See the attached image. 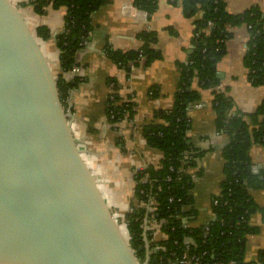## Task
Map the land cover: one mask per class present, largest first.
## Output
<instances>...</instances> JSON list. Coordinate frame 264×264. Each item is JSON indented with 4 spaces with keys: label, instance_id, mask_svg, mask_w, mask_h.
Returning a JSON list of instances; mask_svg holds the SVG:
<instances>
[{
    "label": "crops",
    "instance_id": "0c3cea01",
    "mask_svg": "<svg viewBox=\"0 0 264 264\" xmlns=\"http://www.w3.org/2000/svg\"><path fill=\"white\" fill-rule=\"evenodd\" d=\"M155 1L156 8L148 16L144 10L136 8L132 0H106L91 13L92 31L75 53L74 67L78 71L62 73L66 81L82 80L68 98L71 134L102 198L118 217L124 216L136 203L134 191L138 168L156 167L162 159V152L146 143L143 130L152 124H163L156 113L171 110L180 78L178 64L187 60L188 50L192 48L194 23L200 17V13L185 16L179 4L169 0ZM5 2L19 16L36 55L55 79L61 74L55 38L63 30L65 8H48L45 14L39 15L29 5V0ZM224 3L231 15L241 14L251 7H258L264 13V0H224ZM39 27L48 30V37L38 35ZM148 31L155 33L151 47L159 51V59L149 65H143L142 60L125 70L106 57L105 45L118 51L137 50L141 45L139 34ZM247 41L245 26L232 28L231 36L224 42L225 51L215 64L217 85L200 89L196 80L191 84L199 91L200 107L193 106L188 111L190 128L187 135L196 148L206 150L190 168L193 204L183 209L194 211L186 222L191 227L202 226L213 219L212 199L220 193L224 179L222 149L228 137L215 129L214 90L231 99L232 113H253L264 100V84L255 86L247 79L243 65ZM110 79L118 85V96L134 103L133 116L116 123H110L106 111L108 96L113 91L108 84ZM153 90L155 95L151 93ZM247 154L252 165L258 166L257 170L264 169V146L254 143ZM249 196L257 206L264 207V189L249 190ZM115 202L125 208L124 212ZM249 225L256 227L258 232L245 237L242 256L245 263L255 262L258 252L264 249V223L259 212L250 215Z\"/></svg>",
    "mask_w": 264,
    "mask_h": 264
},
{
    "label": "trees",
    "instance_id": "16d2710c",
    "mask_svg": "<svg viewBox=\"0 0 264 264\" xmlns=\"http://www.w3.org/2000/svg\"><path fill=\"white\" fill-rule=\"evenodd\" d=\"M133 5L144 10L149 16L156 8L155 0H132ZM179 4L185 16L200 13L194 23L191 53L185 63L178 64L180 78L174 94L173 106L169 111H159L156 116L163 124H152L144 128L143 134L148 146L162 152V159L157 167L148 166L136 174L134 196L137 205L132 204L131 211L123 216L127 240L136 259L148 264H168L176 262L182 255L187 237L194 241L190 252L201 254L202 263L227 262L236 264H264V249L260 250L257 260L252 263L243 262L245 237L258 232L249 225V218L259 212L264 223V207L257 206L249 196V190L264 189V169L252 170L248 157V149L254 143L264 146V100L253 113H232V101L223 92L215 91L212 108L215 113V129L228 137L222 149L224 158V179L220 193L212 199L211 211L213 219L203 226L186 227L183 218L188 219L194 211H184L183 207L192 206L190 194L192 178L185 169L193 167L206 150L196 148L188 138L190 118L188 107L198 103L199 91L191 87L196 80L200 89L213 88L218 81L215 77V64L225 51L224 42L231 36V29L245 26L248 33L247 49L243 65L247 71L248 81L255 86L264 84V13L258 7H251L241 14L231 15L225 9L224 0H169ZM106 0H29L36 14H45L48 8L66 10L63 30L55 38L59 52L58 62L61 74L54 81V88L64 110H68V98L82 80L73 78L66 81L62 73L75 66L74 56L78 48L88 39L92 24L90 15L103 5ZM211 22V26L207 23ZM37 33L48 37V30L39 27ZM141 45L137 50L118 51L105 45L104 53L114 64L129 70V63L137 66L143 58V65H149L160 58L158 50L151 47L155 42L154 32L139 34ZM108 84L116 91L117 83L110 79ZM155 95L154 90L151 92ZM112 97V98H110ZM110 123H116L124 116L131 118L134 103L123 101L118 94L108 96L106 108ZM189 154L184 162L183 153ZM157 203L151 216L164 220L161 231L167 238L161 242L164 251L147 255L145 247L144 220L150 213L139 203H148L150 199ZM215 202V203H214ZM149 239V236H146Z\"/></svg>",
    "mask_w": 264,
    "mask_h": 264
},
{
    "label": "water",
    "instance_id": "95a60500",
    "mask_svg": "<svg viewBox=\"0 0 264 264\" xmlns=\"http://www.w3.org/2000/svg\"><path fill=\"white\" fill-rule=\"evenodd\" d=\"M53 81L0 0V264H147L83 163Z\"/></svg>",
    "mask_w": 264,
    "mask_h": 264
},
{
    "label": "built area",
    "instance_id": "2783aa9c",
    "mask_svg": "<svg viewBox=\"0 0 264 264\" xmlns=\"http://www.w3.org/2000/svg\"><path fill=\"white\" fill-rule=\"evenodd\" d=\"M211 25H212L211 22L207 23L208 27ZM142 60H143L142 57L138 58V61L141 62ZM128 66L130 69L134 67V65L132 63H129ZM77 71H78V69L74 66L70 70L71 73L77 72ZM110 88L113 90V91H111V94L117 93L114 90V88H112V86H110ZM110 98H112V97H110ZM122 100L123 101H130L128 99H122ZM192 105L195 107H200L199 103H194ZM125 116H124V118H126ZM191 153L192 152H187V151H185L183 153L184 162L189 159V154H191ZM190 168L191 167H188L184 171L186 174H189L193 180V176L190 174V172H191ZM143 169H145V168L140 167V168H138L137 172L142 171ZM134 205H137V204L135 203ZM139 205L141 207H144L147 210V212L150 213V217H147L144 220L145 247H146L147 255L149 256V255H153V254L157 253L158 251H164L165 248L161 244V242L167 238V235L161 231V225L163 224L164 220H162V219L157 220L153 216H151L153 214V212L156 210V207H157L156 201L152 198V199H150V201L148 203H139ZM128 211H131V207H129ZM188 220L186 218H183V220H182L183 224L186 227H191L186 223ZM208 223H205L202 225L204 228V232L208 231V225H207ZM146 236H149V239H147ZM190 239L191 238H189V237H187L185 239V248H184V251H183L182 255L180 256V258L176 262L168 261V264H236V262L233 260H229L227 262H213V263H207L206 262V263H202L201 257L203 255H205L206 252H201V254H195L193 252L191 253L190 252V246H195V245H194L193 240L189 241ZM147 264H148V259H147Z\"/></svg>",
    "mask_w": 264,
    "mask_h": 264
},
{
    "label": "rangeland",
    "instance_id": "374dc122",
    "mask_svg": "<svg viewBox=\"0 0 264 264\" xmlns=\"http://www.w3.org/2000/svg\"><path fill=\"white\" fill-rule=\"evenodd\" d=\"M115 203H116V205L119 207V210L122 211V212H124L125 208L122 207V206H120L117 202H115ZM110 210H111V209H110ZM111 212L114 213L113 210H111ZM122 218H123V216H121V217L116 216L117 221H119L118 224L120 225V228L122 229V231H124V233H125V235H126V237H127L125 223H124V221H123ZM121 229H120V230H121Z\"/></svg>",
    "mask_w": 264,
    "mask_h": 264
}]
</instances>
